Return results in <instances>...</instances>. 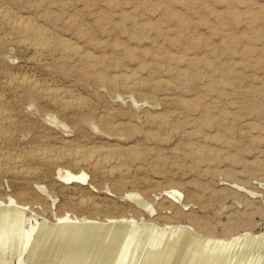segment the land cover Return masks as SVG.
Listing matches in <instances>:
<instances>
[{
  "label": "rangeland",
  "instance_id": "rangeland-1",
  "mask_svg": "<svg viewBox=\"0 0 264 264\" xmlns=\"http://www.w3.org/2000/svg\"><path fill=\"white\" fill-rule=\"evenodd\" d=\"M0 9L48 40L37 49L0 19V150L46 151L27 174H0V264H147L178 246L168 264H192V237L214 251L264 236V0ZM102 153L112 162L96 169ZM259 247L199 264H264Z\"/></svg>",
  "mask_w": 264,
  "mask_h": 264
},
{
  "label": "bare ground",
  "instance_id": "bare-ground-1",
  "mask_svg": "<svg viewBox=\"0 0 264 264\" xmlns=\"http://www.w3.org/2000/svg\"><path fill=\"white\" fill-rule=\"evenodd\" d=\"M4 9V8H3ZM2 9V10H3ZM1 9H0V19H3L5 21L8 22V24H11V26L16 29L17 31H19V33H21L22 35L24 34L25 36H30L31 37V44L34 45L37 49H44L45 46H46V42L48 40H45V37L44 36V32L41 28L37 27V26H34L30 21L27 23L25 21H23L22 19L21 20H13L11 19L8 14H6L5 12H3ZM42 12V11H41ZM31 23V24H30ZM6 24V22H5ZM47 33V32H46ZM27 39V38H26ZM48 39V38H46ZM58 39V38H57ZM50 40V39H49ZM28 41V40H27ZM29 41V42H30ZM59 41V40H58ZM25 42V41H24ZM49 43V42H48ZM47 45H50L48 44ZM64 43V45H66L68 48H70V44H68L67 41H65L63 39L62 41V44ZM72 45V44H71ZM48 47V46H47ZM7 48V47H6ZM67 48V49H68ZM71 50V49H70ZM69 50V51H70ZM89 57H92V56H89ZM89 60V59H88ZM92 60V59H91ZM126 74V73H125ZM26 76V75H25ZM20 77V76H19ZM16 79V78H15ZM18 79V78H17ZM11 81V80H10ZM129 81V80H128ZM133 81V80H132ZM19 84H22V85H27L28 87H31L33 89H36L38 86H36L34 84V82H31L29 79H27L26 77H23V78H19L18 81ZM135 83V82H134ZM8 87V86H7ZM16 87V86H15ZM39 89V88H38ZM33 91V90H32ZM61 90H47V93H49V95H57L59 94ZM45 93V92H44ZM32 94V93H31ZM5 96V95H4ZM49 98V97H48ZM58 98V97H57ZM7 102V101H6ZM68 102V101H67ZM66 103V102H65ZM79 107V106H78ZM9 112V111H8ZM8 112H7V107H5V101L2 97V95H0V138H3L4 136H6V132L4 129V123H6V121L9 119V116H8ZM14 122V121H13ZM9 124V123H8ZM11 124V123H10ZM6 127V126H5ZM9 128V126L7 127ZM7 131V130H6ZM9 135V134H8ZM8 137V136H6ZM5 137V138H6ZM4 138V140H5ZM2 141V139H1ZM79 149V148H78ZM80 151V150H79ZM102 151V150H101ZM78 152V150H77ZM85 152V151H84ZM83 152V154H84ZM103 152V151H102ZM13 153V152H12ZM12 153H8L7 152H3L2 150H0V174L2 173H11V172H17V173H21L19 175H25L29 172L28 169H26L24 166V163H26L25 161L27 159H38V158H43L44 155L46 154V151H37L36 153H33V154H30V155H17V154H12ZM49 153V152H48ZM80 153V152H79ZM78 153V154H79ZM50 154V153H49ZM49 154H47V156H49ZM63 154V153H62ZM82 154V155H83ZM51 155V154H50ZM53 155V154H52ZM71 155V154H70ZM81 155V154H79ZM81 155V156H82ZM94 155V153L92 154ZM96 155V154H95ZM94 155V156H95ZM114 155V154H113ZM80 156V157H81ZM46 157V155H45ZM53 157V156H52ZM59 157V156H58ZM79 157V156H78ZM84 158V156H82ZM91 154H90V158H91ZM76 158V157H75ZM123 158V157H122ZM58 159V158H57ZM74 159V158H73ZM86 160H88V158H85ZM28 161V160H27ZM90 161V160H89ZM122 161V159H121ZM47 162V161H45ZM86 162V161H84ZM112 162V158L111 156H107L105 155V153H102V154H99L97 157H93V159H91V162L90 164H92L94 167H99L98 165L100 164H108V163H111ZM49 163V162H48ZM79 162H77L78 164ZM83 163V161L81 162ZM80 163V164H81ZM79 164V165H80ZM116 164V163H115ZM109 165V164H108ZM107 165V166H108ZM106 166V167H107ZM91 167V166H89ZM96 167V169H97ZM105 167V168H106ZM119 168V167H118ZM98 169H101V168H98ZM109 169V168H108ZM31 170V169H30ZM106 171H109L106 169ZM31 172V171H30ZM111 172V170H110ZM118 172V171H117ZM114 173V172H113ZM109 174V173H108ZM107 174V175H108ZM126 174V173H125ZM111 175V174H110ZM27 176V175H26ZM19 177V176H18ZM24 194V193H23ZM180 197V196H179ZM96 207V206H95ZM101 211V210H100ZM2 221H7L8 219H10V212L9 210H6V211H3V216H2ZM1 221V222H2ZM76 222V221H75ZM97 222H90L89 224H86V227L88 228L89 230V233H90V236L91 238H95V239H98L100 240L101 239V230L99 228H95V225H96ZM119 223H122V222H119ZM120 225V224H119ZM124 224H121L120 227L116 230V235H115V239L117 240L118 236H120L122 232H124V228L123 227ZM131 227V224L128 225ZM127 226V227H128ZM76 227V226H75ZM33 228V227H32ZM130 230V229H129ZM112 233V232H111ZM104 234V233H103ZM108 234V233H107ZM184 234V233H183ZM182 234V235H183ZM25 235H26V242L29 241L30 237H31V233L30 231L26 230L25 231ZM106 235V234H105ZM181 235V236H182ZM185 235V234H184ZM183 235V236H184ZM114 238V237H113ZM112 238V239H113ZM183 238V237H182ZM114 240V239H113ZM115 240V241H116ZM25 241V239H24ZM192 243H194L195 245V248L197 249V254H196V259L194 260V262L192 264H199V262H202V261H208V263H214V262H217L220 260V258H224V257H227V255H244V254H249V253H253V249L254 247H259L261 246L262 244H264V236L261 237L260 240H253L251 243H249L248 245H243V246H240V247H236V246H233V247H226L224 249H215L214 251L213 250H210L209 248H207V250H204V246L205 244L202 243V241H199L197 240L195 237H192L191 240H190ZM94 242V241H93ZM24 244H26L24 242ZM28 246V244H27ZM94 246V245H93ZM25 247V246H24ZM208 247V246H207ZM180 248H182V246H178V247H175L172 251H169V253L167 254V256L165 257H161V256H157L155 258L152 259L151 263H147V264H168L167 260H170L174 255H177L178 254V250H180ZM260 248V247H259ZM24 249V248H23ZM235 251V254L232 252ZM27 251V250H26ZM230 251V252H229ZM25 252V251H24ZM211 254L212 257H207V254ZM220 253V254H219ZM256 255V254H255ZM252 256V255H251ZM258 260H260L259 258H257ZM242 260V259H241ZM254 260V259H253ZM264 260V259H263ZM250 261V260H249ZM241 262V261H240ZM244 262V261H243ZM261 263V262H260Z\"/></svg>",
  "mask_w": 264,
  "mask_h": 264
}]
</instances>
